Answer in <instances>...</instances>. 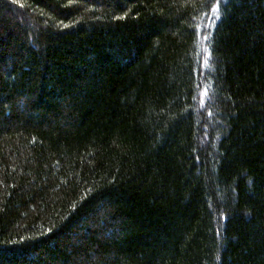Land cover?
<instances>
[{"label":"trees","instance_id":"16d2710c","mask_svg":"<svg viewBox=\"0 0 264 264\" xmlns=\"http://www.w3.org/2000/svg\"><path fill=\"white\" fill-rule=\"evenodd\" d=\"M0 264H264V0H0Z\"/></svg>","mask_w":264,"mask_h":264},{"label":"snow or ice","instance_id":"6c2138e0","mask_svg":"<svg viewBox=\"0 0 264 264\" xmlns=\"http://www.w3.org/2000/svg\"><path fill=\"white\" fill-rule=\"evenodd\" d=\"M218 2H219V0H218ZM206 94H207V90L205 89L204 95H206ZM201 103L203 104L204 101H201Z\"/></svg>","mask_w":264,"mask_h":264}]
</instances>
